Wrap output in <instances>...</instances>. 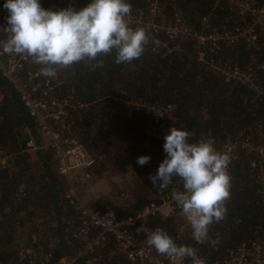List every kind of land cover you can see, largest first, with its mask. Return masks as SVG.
Here are the masks:
<instances>
[{"label": "trees", "instance_id": "trees-1", "mask_svg": "<svg viewBox=\"0 0 264 264\" xmlns=\"http://www.w3.org/2000/svg\"><path fill=\"white\" fill-rule=\"evenodd\" d=\"M160 1L167 16L174 10L181 11L194 30L201 28L200 21L205 16H209L212 28H233L243 23L224 7L212 10L213 0ZM254 1L264 4V0ZM58 2L60 0H44L42 7L50 9ZM80 2L86 5L88 0ZM128 2L131 12L146 7V0ZM114 56L112 52L92 61L58 68L55 78H51L56 83L53 96L58 99L72 97L82 105L69 113L75 136L97 159L118 155L119 168L133 172L151 194V201L159 203L162 197H171L173 190H182L178 177H174L166 189L153 187L149 179L165 158L163 138L170 127L190 132V142L213 139L215 147L239 132L256 142L257 124H262L264 134V25L258 29L255 47L240 43L209 55L241 68L255 69L262 95L250 87L225 83L218 73L197 62L192 42L183 43L180 53L162 56V49L154 53L148 40L142 56L131 63L116 64ZM0 91L3 95L0 156L8 157V166L0 167V264H37L32 258L42 252H51L49 264H57L71 249L67 243L72 240L66 239L63 231L78 223L73 205L63 197L68 186L56 176L55 161L49 149L37 150L38 165L32 164L26 151L28 141L24 146L22 141L28 136L35 145L42 143L36 124L2 78ZM130 100L171 106L172 110L156 121L143 110L131 109L126 104ZM141 156L150 157L143 166L137 164ZM252 159L242 152L240 160L229 166V200L223 205L226 214L222 223L209 229L207 243L198 244L192 239L191 227L172 218H149L146 223L154 230L163 229L178 245L192 247L209 262L220 260L227 250L243 243L263 239L264 168L261 172L251 170L249 161ZM33 170L40 171L36 173L38 176ZM147 202L142 200L125 209L115 207L118 208L116 215L118 219L133 215ZM173 209L179 208L174 204ZM23 229L28 240L16 245V236ZM51 240L55 241L53 247H50ZM118 263L117 258L106 261V264Z\"/></svg>", "mask_w": 264, "mask_h": 264}, {"label": "built area", "instance_id": "built-area-1", "mask_svg": "<svg viewBox=\"0 0 264 264\" xmlns=\"http://www.w3.org/2000/svg\"><path fill=\"white\" fill-rule=\"evenodd\" d=\"M43 2L44 0H40L41 6ZM2 3L3 0H0V4ZM80 3V0H60L57 4H52L50 9L64 8L69 4L77 9L85 6ZM219 7L226 8L243 23L233 28H212L209 16H205L201 18V28L194 30L181 11L174 10L167 16L160 0H146L145 9L131 12L129 22L131 27H141L145 30L154 53H159L160 49L162 56L180 53L183 43L192 42L197 62L218 73L225 83L250 87L262 95L263 92L256 81L255 69L241 68L228 61L211 58L209 55L240 43L255 47L258 29L264 25V4L258 5L254 0H213L212 10ZM6 16L7 11L0 8V39L6 38L3 30L7 26ZM260 69L263 70L262 67ZM38 71L37 64L30 59L0 54V78L12 87L22 107L36 124L42 139V143L35 145L28 138L26 151L30 158L37 150L49 149L52 152L55 161L54 172L68 186L63 197L71 202L76 212L78 221L76 227L70 226L63 231L66 239L72 240L70 244L67 243L69 249L71 248L70 252L59 259L57 264H106V261L113 258L118 259V264H191L189 258L174 261L160 255L144 242L146 232L154 230L146 223L149 218L161 220L172 218L177 221L180 217L183 223L190 227L181 210L173 209L175 202L172 197L164 196L159 203L149 198L137 212L121 219L116 215L118 208L107 206L100 209L96 205L90 208L91 206L82 201L78 191L89 186L90 181L97 176L100 166L99 159L75 136L76 133L70 124L69 113L82 105L72 97L55 98L53 96L55 81L38 75ZM2 99L0 91V103ZM126 104L131 109L143 110L156 121L163 119L172 110L171 106L150 105L134 100ZM255 131L258 136L256 142L249 140L244 132H239L217 147L213 141L214 147L228 157L229 166L240 160L242 152L252 156L254 159L249 161L251 170L261 172L264 168L262 124H257ZM7 159L5 155L0 156V167L8 166ZM128 206L124 205L122 208ZM197 256L202 259V264H264V238L227 250L218 261L209 262L204 257ZM51 257V252H42L32 259L36 260L37 264H49Z\"/></svg>", "mask_w": 264, "mask_h": 264}, {"label": "clouds", "instance_id": "clouds-1", "mask_svg": "<svg viewBox=\"0 0 264 264\" xmlns=\"http://www.w3.org/2000/svg\"><path fill=\"white\" fill-rule=\"evenodd\" d=\"M0 8L7 11L0 54L30 59L40 65L37 74L48 78H55L58 68L112 52L116 64L131 63L142 56L148 42L143 28L130 26L128 0H88L79 9L69 4L55 10L43 8L40 0H3ZM191 135L182 128L168 129L162 145L165 158L149 179L160 189L168 188L174 177L182 181V190H173L172 200L190 225L192 239L205 244L209 229L222 223L226 214L229 159L212 139L190 142ZM149 160L141 156L137 164ZM144 242L174 261L189 258L191 264H202L192 247L178 245L163 229L146 232Z\"/></svg>", "mask_w": 264, "mask_h": 264}, {"label": "crops", "instance_id": "crops-1", "mask_svg": "<svg viewBox=\"0 0 264 264\" xmlns=\"http://www.w3.org/2000/svg\"><path fill=\"white\" fill-rule=\"evenodd\" d=\"M101 158L99 157L100 163ZM37 157L34 155L32 157V164L37 167V162L35 160ZM38 160V159H37ZM108 170V172L105 171ZM100 172L95 178L90 181L89 186L86 189H80L78 191L79 197L82 199L84 203L88 206L99 205L103 206H115L117 203H121L122 206H128L139 202L140 197L146 198L147 196H151V194L145 189V186L141 184L138 178L131 171H122L120 168H110L106 166L105 168L99 167ZM35 176H38L36 173H40V171L36 172L33 170ZM129 184L131 196L126 198H121L119 200L114 201H106L108 198L112 196L114 192L117 191L121 186H127ZM136 189L141 192V196L136 193ZM147 197L145 200H148ZM87 200V201H86ZM96 203V204H95ZM51 227H54L53 222L50 223ZM27 237L25 235V243L27 241ZM55 245V241H50V247Z\"/></svg>", "mask_w": 264, "mask_h": 264}, {"label": "rangeland", "instance_id": "rangeland-1", "mask_svg": "<svg viewBox=\"0 0 264 264\" xmlns=\"http://www.w3.org/2000/svg\"><path fill=\"white\" fill-rule=\"evenodd\" d=\"M37 159L38 160H36L35 162H37V161H39V157H37ZM118 155H111V156H109V155H104L103 156V158H101V163H100V165H102V167H106V166H108V167H110V168H116V169H119V166L117 165V163H118ZM99 162H100V160H99ZM105 171L106 172H108V170L107 169H105ZM127 171V170H126ZM100 172H98L97 173V175L99 174ZM130 186H129V184L125 187V186H121L120 188H118L117 189V191L116 192H114L113 194H112V196L110 197V198H108V200H106V201H114V200H119V199H121V198H126V197H128V196H131V193H130ZM136 193H138L140 196H141V192L139 191V190H137L136 189ZM147 197H149V198H151V196H147ZM146 197V198H147ZM145 197L144 198H141L140 197V202L143 200V201H145V199H146ZM87 201V200H86ZM96 204V203H95ZM98 208H100V209H104V208H106L105 206H103V207H101V206H99V205H96ZM115 207H121V203H117L115 206H112V208H115ZM179 217V216H178ZM177 217V218H178ZM24 222H26L25 220H24ZM177 222H179L181 225H185V226H187L186 224H184L183 223V221H182V219L179 217L178 219H177ZM25 235H26V232L24 233V229L23 230H19V233H18V235L16 236V240H15V242H16V245H21L23 242H24V239H25Z\"/></svg>", "mask_w": 264, "mask_h": 264}, {"label": "water", "instance_id": "water-1", "mask_svg": "<svg viewBox=\"0 0 264 264\" xmlns=\"http://www.w3.org/2000/svg\"><path fill=\"white\" fill-rule=\"evenodd\" d=\"M27 140H28V136H26V137L23 139V141H22V145H23V146L25 145V143L27 142Z\"/></svg>", "mask_w": 264, "mask_h": 264}, {"label": "bare ground", "instance_id": "bare-ground-1", "mask_svg": "<svg viewBox=\"0 0 264 264\" xmlns=\"http://www.w3.org/2000/svg\"><path fill=\"white\" fill-rule=\"evenodd\" d=\"M245 20V19H244ZM97 207V206H96ZM90 208H94L93 206H91Z\"/></svg>", "mask_w": 264, "mask_h": 264}]
</instances>
